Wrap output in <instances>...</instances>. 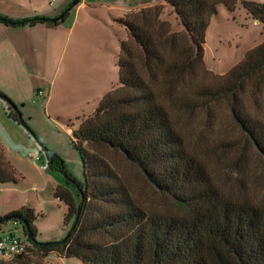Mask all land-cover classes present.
<instances>
[{
  "label": "trees",
  "instance_id": "16d2710c",
  "mask_svg": "<svg viewBox=\"0 0 264 264\" xmlns=\"http://www.w3.org/2000/svg\"><path fill=\"white\" fill-rule=\"evenodd\" d=\"M165 2L116 20L126 31L118 81L72 135L84 181L75 194L70 177L54 190L71 231L37 243L33 211L12 212L0 223H18L27 250L0 264H41L50 254L82 264H264V42L217 75L204 63L206 30L220 5L233 12L239 1ZM241 4L264 25V4ZM10 182L0 143V185Z\"/></svg>",
  "mask_w": 264,
  "mask_h": 264
},
{
  "label": "rangeland",
  "instance_id": "374dc122",
  "mask_svg": "<svg viewBox=\"0 0 264 264\" xmlns=\"http://www.w3.org/2000/svg\"><path fill=\"white\" fill-rule=\"evenodd\" d=\"M99 1L103 4L96 6ZM238 1L233 12L220 5L206 30V66L217 75L227 73L264 42V25L241 4H264V0ZM75 2L0 0V15L12 20L59 18L53 27L6 26L13 33L0 34V143L16 177V182L0 185V218L23 207L31 209L35 241L42 244L64 240L73 227V220L65 223L66 206L54 197V190L70 177L75 194L74 182L84 181L72 135L116 85L118 54L126 39L124 27L108 12L117 0H87L80 13ZM163 18L180 30L167 7ZM8 107L21 115L24 125L10 118ZM52 155L64 169L58 167V160L50 168ZM9 234L28 245L23 229L12 219L0 223V237ZM28 254L32 258L33 253ZM41 264L82 263L50 254Z\"/></svg>",
  "mask_w": 264,
  "mask_h": 264
},
{
  "label": "crops",
  "instance_id": "0c3cea01",
  "mask_svg": "<svg viewBox=\"0 0 264 264\" xmlns=\"http://www.w3.org/2000/svg\"><path fill=\"white\" fill-rule=\"evenodd\" d=\"M163 1L164 0H117V2L113 4V6L108 8V12H110L109 14H112V18L116 22L117 19L125 17L132 11H136L141 8L149 7L157 3L162 5ZM86 3H87V0H80L79 3L76 5L77 8L75 9V11L77 13H80V10L85 8ZM99 4L102 5L103 3L99 1L95 5L98 6ZM11 30H12L11 27L0 26V34H5V33L12 34L13 32H10ZM205 56H206V53H204V63L206 66ZM63 184L64 183H61V184H58L57 186H62Z\"/></svg>",
  "mask_w": 264,
  "mask_h": 264
},
{
  "label": "built area",
  "instance_id": "2783aa9c",
  "mask_svg": "<svg viewBox=\"0 0 264 264\" xmlns=\"http://www.w3.org/2000/svg\"><path fill=\"white\" fill-rule=\"evenodd\" d=\"M41 96V92L37 94ZM27 244L15 234L0 237V262H5L10 258L26 253Z\"/></svg>",
  "mask_w": 264,
  "mask_h": 264
},
{
  "label": "water",
  "instance_id": "95a60500",
  "mask_svg": "<svg viewBox=\"0 0 264 264\" xmlns=\"http://www.w3.org/2000/svg\"><path fill=\"white\" fill-rule=\"evenodd\" d=\"M79 0H76V2L74 3V6L77 4V2H78ZM59 20V18L58 19H54V20H52V22L53 23H56L57 21ZM20 115V114H19ZM20 117V116H19ZM21 119V118H20ZM21 122H22V124L24 125V122L21 120Z\"/></svg>",
  "mask_w": 264,
  "mask_h": 264
}]
</instances>
